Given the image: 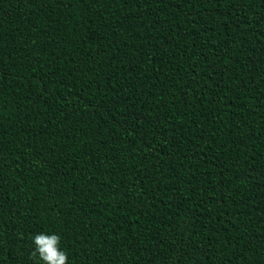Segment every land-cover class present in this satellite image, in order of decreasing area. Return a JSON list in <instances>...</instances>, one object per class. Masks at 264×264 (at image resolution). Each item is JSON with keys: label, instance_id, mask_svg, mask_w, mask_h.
Returning a JSON list of instances; mask_svg holds the SVG:
<instances>
[{"label": "trees", "instance_id": "obj_1", "mask_svg": "<svg viewBox=\"0 0 264 264\" xmlns=\"http://www.w3.org/2000/svg\"><path fill=\"white\" fill-rule=\"evenodd\" d=\"M264 264V0H0V264Z\"/></svg>", "mask_w": 264, "mask_h": 264}, {"label": "clouds", "instance_id": "obj_2", "mask_svg": "<svg viewBox=\"0 0 264 264\" xmlns=\"http://www.w3.org/2000/svg\"><path fill=\"white\" fill-rule=\"evenodd\" d=\"M60 240V236L55 233L35 235L33 257L38 255L43 264H68V254L60 249Z\"/></svg>", "mask_w": 264, "mask_h": 264}]
</instances>
